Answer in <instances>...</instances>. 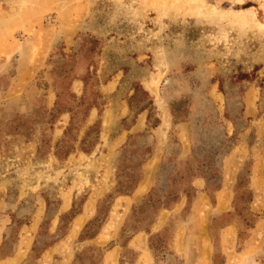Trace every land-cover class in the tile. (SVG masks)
Returning <instances> with one entry per match:
<instances>
[{
    "label": "rangeland",
    "instance_id": "374dc122",
    "mask_svg": "<svg viewBox=\"0 0 264 264\" xmlns=\"http://www.w3.org/2000/svg\"><path fill=\"white\" fill-rule=\"evenodd\" d=\"M117 74L135 108L153 104L148 85L162 110L151 107L146 127L108 157L44 159L71 153L75 134L51 142V84L71 98L82 76L97 96ZM248 89L254 124L264 119V0H0V264H264V241L255 258L239 252L257 220L251 161L230 211L215 210L221 159L249 127ZM181 123L193 148L179 159ZM235 225L237 236H225Z\"/></svg>",
    "mask_w": 264,
    "mask_h": 264
},
{
    "label": "crops",
    "instance_id": "0c3cea01",
    "mask_svg": "<svg viewBox=\"0 0 264 264\" xmlns=\"http://www.w3.org/2000/svg\"><path fill=\"white\" fill-rule=\"evenodd\" d=\"M121 78L120 75H114L109 80L97 87L98 95H94L92 87L87 84L85 78L82 76L73 77L69 84L68 94L59 93L55 86L51 84L50 89L47 90L48 107L59 108L58 119L51 128V142L54 147L62 145V139L65 138L66 133L72 128L75 134L72 137L73 151L69 154L59 156L55 150L45 156L44 159L58 161L59 159L68 160H87L89 158H96L99 156L108 157L111 148H121L125 146L130 135L138 134L146 127L148 122L151 107H159L161 104L156 103V98L153 97V86L143 85V89L148 96L151 95L153 104L146 105L143 108H135L129 101V96L134 94V89L125 96L121 95ZM152 89V90H151ZM96 96V97H95ZM244 117L248 120V129L244 128V133L239 135L237 143H235L231 150H229L221 159L220 170L225 177L222 180L215 199L216 214H223L230 211L235 195V188L237 187L238 173L242 166L251 161V167L248 173V187L253 192V199L250 204V210L257 215V220L254 226L249 230V235L245 244L240 249V254L248 255L250 252H257L256 247L262 245L264 241V119L255 121L258 116V105L256 97L252 89H248L244 93ZM85 107L86 110H85ZM160 108V107H159ZM162 110V108H160ZM162 120L165 123L172 124V116L167 107H163ZM184 124L175 126L176 136L178 137L181 152L179 159L186 158L192 153L193 141L184 133ZM254 130L255 138L253 141H248V135L252 129ZM94 129L96 135L93 138V147L91 149L84 148V145L89 142L90 132ZM234 133L232 126L230 135ZM33 143L39 144L37 140ZM101 149V150H100ZM106 149V150H105ZM235 163L232 177L226 174L227 164ZM146 182V181H145ZM143 183V182H142ZM207 179L200 176L195 178L193 185L197 189V202L206 203L207 200L205 188L207 186ZM139 188H146L144 184ZM74 195V194H73ZM73 201L72 195H68L62 201L64 209H68ZM41 214V210H38ZM75 229V222L73 221ZM2 230V229H1ZM239 227L235 225L230 231L225 229V236L235 238L238 234ZM223 231V232H224ZM260 240L262 241L260 243ZM255 245V246H254ZM264 248H260L262 250ZM248 255V258H255L257 255ZM251 263V262H250Z\"/></svg>",
    "mask_w": 264,
    "mask_h": 264
},
{
    "label": "bare ground",
    "instance_id": "6f19581e",
    "mask_svg": "<svg viewBox=\"0 0 264 264\" xmlns=\"http://www.w3.org/2000/svg\"><path fill=\"white\" fill-rule=\"evenodd\" d=\"M191 1V0H190ZM168 2V1H167ZM177 2L179 3V0H177ZM194 2V1H193ZM195 3V2H194ZM203 12V11H202ZM79 223V221L77 222V224Z\"/></svg>",
    "mask_w": 264,
    "mask_h": 264
}]
</instances>
